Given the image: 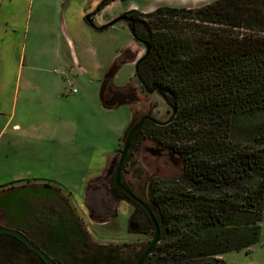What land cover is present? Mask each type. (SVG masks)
Returning <instances> with one entry per match:
<instances>
[{"label":"trees","instance_id":"16d2710c","mask_svg":"<svg viewBox=\"0 0 264 264\" xmlns=\"http://www.w3.org/2000/svg\"><path fill=\"white\" fill-rule=\"evenodd\" d=\"M121 17L145 52L136 59L123 49L114 67L134 61L141 89L159 93L172 110L133 134L120 174L159 226L143 264H227L223 253L259 240L264 213V0L130 9ZM145 139L176 153L183 169L170 178L149 176L136 190L123 171L134 166ZM123 143L122 135L119 152ZM119 191L133 206L129 221L154 234L145 209Z\"/></svg>","mask_w":264,"mask_h":264},{"label":"crops","instance_id":"0c3cea01","mask_svg":"<svg viewBox=\"0 0 264 264\" xmlns=\"http://www.w3.org/2000/svg\"><path fill=\"white\" fill-rule=\"evenodd\" d=\"M119 1L125 2L112 13L104 14L108 1L85 17L88 9L71 16L62 7L64 0H0V176H8V183L48 181L65 190L64 167L92 159L96 136L110 134L105 166L90 180L97 185L101 173L109 176L120 137L133 115L145 108L136 88V95L126 98L109 89L105 101V85L116 72L110 75L116 57L104 36L111 19L130 9L148 13L161 6L192 8L214 0ZM134 46L125 49L139 53L140 43ZM134 78L133 70L123 85L138 86ZM86 192L85 184L82 196ZM96 211L107 216L106 222L115 216L113 205Z\"/></svg>","mask_w":264,"mask_h":264},{"label":"rangeland","instance_id":"374dc122","mask_svg":"<svg viewBox=\"0 0 264 264\" xmlns=\"http://www.w3.org/2000/svg\"><path fill=\"white\" fill-rule=\"evenodd\" d=\"M21 2H25L27 0H19ZM104 0H64V4L62 5L63 9L68 8L69 14L71 16L76 15L78 12L83 11V9H88V11L84 12L85 17H89L93 12H97V8ZM111 1L110 5L104 11V14L112 13L115 9L119 7L125 1L119 0H106ZM105 4L101 5L103 7ZM122 16V15H121ZM118 16L114 19H111L110 29L106 30L104 33L105 42L107 43V48L109 49V53L117 57L120 54V51L127 48L128 46L139 45L137 41L132 37L131 31L126 24V21L123 17ZM140 51L136 54V59L140 58L145 52V46L140 44ZM132 62H125L120 64L118 67L112 66L116 72L112 77L111 81L115 85H123L131 80V76L134 70V64ZM136 84L138 86L131 85H123L120 86L121 90L114 87V85L109 82L105 85L104 90V98L109 95V89L114 92H119L121 94H125L123 97L126 98L127 94L136 95L135 89L140 91V95H136L138 102L145 103V108L143 110L136 112L133 115L132 120H138L142 114L149 113L151 117L165 121L167 120L171 114V108L165 103L164 99L157 92L147 93L141 89L140 83L136 78ZM135 82V81H134ZM124 87L131 88L123 89ZM123 135V134H122ZM97 147L93 150L92 159L81 161L78 160L76 162H72L71 164H67L64 168L67 169V174L62 175L61 183L66 185L68 188L63 190V193L66 194L70 199H72V203L78 207V212L81 216H83L84 221L88 224L89 230L93 234V237L101 243H115V244H123V242H128L129 244H143L148 243L153 238L152 233H139L129 229V217L133 206L126 200L120 199L116 202L113 201L112 194L108 191V195L104 197L105 200L109 201L113 204L115 209V216L113 219L108 220L107 222L101 223V221L106 218H98L97 220H91L87 215L86 207L83 201V187L86 184H89V187L92 185L91 178L97 176L100 171L105 166V157L108 155L109 150H107V146L113 141L112 136L109 135H101L100 137L96 136ZM120 152H117L116 161L112 168L110 177H113L115 168L117 165V161L119 158ZM137 159L134 166H126L123 171V177L125 181L131 185L136 190H144L147 186V178L149 176L152 177H162V178H170L179 175L183 169V163L181 158L165 147H162L150 139H145L141 142V145L136 153ZM131 163V162H130ZM139 168V169H138ZM69 170V171H68ZM105 175L101 173L98 178H103ZM107 177V176H105ZM90 180V181H89ZM9 181L8 176H0V187L7 184ZM24 180L16 181L14 183H21ZM100 184L104 186L108 185V189L110 187L109 179L106 181L99 180ZM9 184V183H8ZM93 186V185H92ZM77 204V205H76ZM135 230V229H134ZM18 257V256H17ZM15 254V260H16ZM224 259L227 264H256L264 262V213L261 220V233L259 240L251 246V250L241 249L238 251H228L224 253ZM18 262V261H16ZM17 264H22L19 262Z\"/></svg>","mask_w":264,"mask_h":264},{"label":"flooded vegetation","instance_id":"af4514ba","mask_svg":"<svg viewBox=\"0 0 264 264\" xmlns=\"http://www.w3.org/2000/svg\"><path fill=\"white\" fill-rule=\"evenodd\" d=\"M109 177L98 178L97 185L87 184L83 201L91 220L107 217L96 208L109 209L120 200L119 190L126 194L115 182L112 190L100 184L99 180L109 179L111 187ZM108 191L113 204L104 199ZM94 195L97 197L92 204ZM77 209L62 188L52 182L26 180L0 187V227L20 232L34 246L12 232L0 231V264H49L47 258L54 264H135L150 243H101ZM129 229L139 232L135 222L129 221Z\"/></svg>","mask_w":264,"mask_h":264},{"label":"water","instance_id":"95a60500","mask_svg":"<svg viewBox=\"0 0 264 264\" xmlns=\"http://www.w3.org/2000/svg\"><path fill=\"white\" fill-rule=\"evenodd\" d=\"M146 48L148 50V44H145ZM114 72V69L111 70L110 75H112V73ZM146 119H152V117L150 116L149 113H145L142 114L138 120H131V122L128 124V126L126 127L125 131L123 132V137H124V143L121 149V152L119 154V158L117 161V165L115 168V172H114V182L115 184L123 189L127 196H129L131 198L132 201L138 203L140 206H142L145 211L147 212L148 216L150 217L152 223H153V227H154V234H153V238L151 239L150 243L148 244V246L146 247V249L144 250V252L142 253V255L140 256V258L137 260V262L135 264H143V262L145 261V259L147 258L148 255H150L151 251L153 250L154 246L158 243L159 241V237H160V230H159V226L150 210V208L148 207V205L142 200L140 199L138 196H136L132 191H130L122 182L120 179V174H121V169H122V165L124 162V158L125 155L128 151L129 145H130V141L131 138L133 136V134L140 129V127L142 126V124L144 123V121ZM0 231H4V232H12L14 234H16L17 236H19L24 242H26L27 244L33 246L27 239L26 237H24L20 232L12 230V229H8V228H3L0 227ZM34 247V246H33ZM36 249V248H35ZM37 250V249H36ZM42 253V252H41ZM49 264H54L52 261H50L47 258Z\"/></svg>","mask_w":264,"mask_h":264},{"label":"built area","instance_id":"2783aa9c","mask_svg":"<svg viewBox=\"0 0 264 264\" xmlns=\"http://www.w3.org/2000/svg\"><path fill=\"white\" fill-rule=\"evenodd\" d=\"M71 90L74 92V91H76V88H72Z\"/></svg>","mask_w":264,"mask_h":264}]
</instances>
